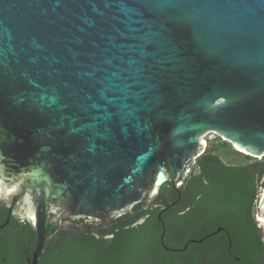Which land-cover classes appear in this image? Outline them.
Masks as SVG:
<instances>
[{"label": "water", "instance_id": "1", "mask_svg": "<svg viewBox=\"0 0 264 264\" xmlns=\"http://www.w3.org/2000/svg\"><path fill=\"white\" fill-rule=\"evenodd\" d=\"M209 132L264 156V0H0V227H33L32 264L170 183L164 224ZM255 216L264 241V179Z\"/></svg>", "mask_w": 264, "mask_h": 264}, {"label": "trees", "instance_id": "2", "mask_svg": "<svg viewBox=\"0 0 264 264\" xmlns=\"http://www.w3.org/2000/svg\"><path fill=\"white\" fill-rule=\"evenodd\" d=\"M220 145L231 146L225 141ZM211 162L217 165L215 174L199 173L190 179V189L199 194L192 208L173 223L169 218L175 207L163 213L166 244L184 247L189 239L213 233L176 253L182 257L179 264H264V241L254 213L264 179V161L218 165L211 156ZM169 187L170 183L161 187L154 201L163 200V204L156 208L122 214L110 219L108 225L84 222L82 231L63 229L48 246L42 264H153L165 251L158 214L169 204L165 199ZM148 212L150 215L140 222ZM219 227L223 230L214 233ZM173 230L180 235L178 239L171 238Z\"/></svg>", "mask_w": 264, "mask_h": 264}, {"label": "flooded vegetation", "instance_id": "3", "mask_svg": "<svg viewBox=\"0 0 264 264\" xmlns=\"http://www.w3.org/2000/svg\"><path fill=\"white\" fill-rule=\"evenodd\" d=\"M207 143L208 145H207L206 150L204 151L200 160L196 161L195 163L197 164L198 168L193 170L195 164L192 165L191 170L189 171V174L186 175L183 184L180 186L181 199L176 205H174L175 212L171 214L169 218V223H173L175 219H177L178 216L183 215L184 213L188 212L194 205V199L199 197V194L195 192L194 189H190L191 177L199 173H202L203 175H213L217 172L216 171L217 165L212 164L211 156H214L216 163L218 165H233V164L225 163L218 156L211 153L209 149L212 148L213 143L211 142V140H208V139H207ZM236 165H239V164H236ZM179 196H180L179 193L172 187H169L167 191L165 192V197H166L165 199H167L169 203L171 201L178 199ZM160 204H163V200H159L157 202L153 201L149 205L148 208L150 207L156 208ZM149 215H150V212L146 213V215L139 221L140 222L143 221ZM7 219H8V208L6 207L5 204L0 203V225L4 224L7 221ZM66 222H68L67 225H65ZM65 223L62 225L61 229L56 232L54 238L52 239V241L50 242L48 246L52 245L51 243L53 242L55 238H57V234L63 229L72 231V230H76L79 228V230L82 231L83 228L85 227L84 221L66 220ZM159 223L161 224V227H163V225H165V227L167 226V223L165 221H164V224L161 222ZM47 227H51V231L53 230V224H49ZM179 237L180 235L178 234V232L173 230L171 238L178 239ZM36 238H37L36 232L26 220L16 219L13 216H11L8 223L0 227V264H32L31 259H32L33 252L36 247ZM165 239L163 241L161 238V244L163 245L165 251L160 254V256L156 259V261L153 264H162L163 262L165 264H179V261H180L179 259L181 256L178 255L179 256L178 257L176 253L183 252L184 250H174V249L176 248L180 249L183 247H173V246L167 245L165 242ZM192 239H195V238H192ZM192 239H189L187 241L186 243L188 244L187 248H189L190 243H193L190 241ZM164 244L167 247H169V249H167L164 246ZM43 256L40 260V264H42ZM237 259H239V257H237ZM191 262L192 261L189 259L188 263H191Z\"/></svg>", "mask_w": 264, "mask_h": 264}, {"label": "rangeland", "instance_id": "4", "mask_svg": "<svg viewBox=\"0 0 264 264\" xmlns=\"http://www.w3.org/2000/svg\"><path fill=\"white\" fill-rule=\"evenodd\" d=\"M216 133V132H215ZM210 133L207 135V139L211 140L213 143V146L209 151L216 156H218L220 159H222L225 163L227 164H244L248 162H254L256 159L264 161V156H253V155H248L249 153L242 151L241 149L237 148L231 141H229L227 138L224 136L218 135V133ZM222 141L228 142L231 146L228 147H222L220 144ZM220 145V147H217L215 149V146ZM197 164L194 165V169H197ZM189 174V173H188ZM263 181L261 182V184ZM262 187V186H261ZM256 213V208L254 210ZM256 218V216H255ZM68 222L65 223L67 225Z\"/></svg>", "mask_w": 264, "mask_h": 264}, {"label": "built area", "instance_id": "5", "mask_svg": "<svg viewBox=\"0 0 264 264\" xmlns=\"http://www.w3.org/2000/svg\"><path fill=\"white\" fill-rule=\"evenodd\" d=\"M210 133H215V132H209L205 135V139L207 140V135L210 134ZM216 134V133H215Z\"/></svg>", "mask_w": 264, "mask_h": 264}, {"label": "bare ground", "instance_id": "6", "mask_svg": "<svg viewBox=\"0 0 264 264\" xmlns=\"http://www.w3.org/2000/svg\"><path fill=\"white\" fill-rule=\"evenodd\" d=\"M237 148H239L238 146H236ZM239 149H241V148H239ZM242 150V149H241ZM242 151H244V150H242ZM246 152V151H245ZM254 156V155H253Z\"/></svg>", "mask_w": 264, "mask_h": 264}]
</instances>
